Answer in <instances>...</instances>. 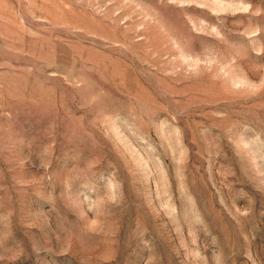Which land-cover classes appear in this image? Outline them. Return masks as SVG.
<instances>
[{"label": "rangeland", "instance_id": "rangeland-1", "mask_svg": "<svg viewBox=\"0 0 264 264\" xmlns=\"http://www.w3.org/2000/svg\"><path fill=\"white\" fill-rule=\"evenodd\" d=\"M0 264H264V0H0Z\"/></svg>", "mask_w": 264, "mask_h": 264}]
</instances>
